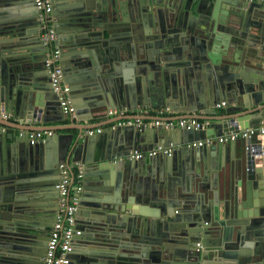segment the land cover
<instances>
[{
  "label": "water",
  "instance_id": "obj_1",
  "mask_svg": "<svg viewBox=\"0 0 264 264\" xmlns=\"http://www.w3.org/2000/svg\"><path fill=\"white\" fill-rule=\"evenodd\" d=\"M51 3L74 113L198 110L211 122L199 130L54 128L31 144L35 127L1 119L10 127L0 130V264H42L44 232L58 211V165L78 161L82 234L68 264H264V1ZM40 27L34 0H0V112L26 125L63 116ZM246 128L256 131L248 140L217 141ZM158 143L175 148L128 158Z\"/></svg>",
  "mask_w": 264,
  "mask_h": 264
},
{
  "label": "built area",
  "instance_id": "obj_2",
  "mask_svg": "<svg viewBox=\"0 0 264 264\" xmlns=\"http://www.w3.org/2000/svg\"><path fill=\"white\" fill-rule=\"evenodd\" d=\"M35 6L38 9V20L41 23L40 40L42 44L51 47L47 53V57L44 60V64L49 70V82L54 93L59 97V103L62 113L66 115H73L74 107L71 104V98L69 95V86L63 82V71L59 64V50L54 46L57 34L55 32L50 14L52 11L51 0H34ZM226 102L221 101L216 103L215 107L220 108L225 106ZM114 110H108V115L120 114L117 120L112 121L109 124L110 128H115L119 125L133 124L138 128L152 127V126H163L165 128H183L187 130H199L205 127V122L197 119L193 116H182L177 120H174L170 116H161L149 118L148 115L143 113L136 114H124V112ZM1 119H10V113L0 112ZM7 128L0 125V130H6ZM102 127H96L93 129L86 130V133L93 134L94 132L99 133ZM260 132L264 131L261 127ZM53 131L51 130H34L29 134V140L31 144H35L45 137H50ZM256 131L254 128H246L238 132L229 131L223 133L217 137V141L222 143H228L236 141L238 138L242 140H248L252 135H255ZM203 141H198L197 144L201 145ZM210 140L206 139V143ZM196 144V143H192ZM189 145V144H187ZM174 145L171 143L164 146L157 144L144 151H133L128 158L138 159L142 156H155L159 153L170 156ZM59 167V177L55 188L59 193L58 198V211L55 216V220L51 226L48 240L46 241V250L42 264H68L70 261V254L73 250L72 241L74 237L81 234L80 228L77 226L75 213L78 209L79 195L78 193L82 189L84 164L81 162H75L73 164L61 163ZM74 172L73 183L72 173ZM73 187V189L71 188ZM200 247V245H198Z\"/></svg>",
  "mask_w": 264,
  "mask_h": 264
},
{
  "label": "crops",
  "instance_id": "obj_3",
  "mask_svg": "<svg viewBox=\"0 0 264 264\" xmlns=\"http://www.w3.org/2000/svg\"><path fill=\"white\" fill-rule=\"evenodd\" d=\"M157 23L160 24V25H163L165 28H167L163 24V21H162V18L161 17L157 18ZM166 24H168V23H166ZM94 26L96 27V25H94ZM55 42H54V46H55ZM49 49H51V47H47V51L48 52H49ZM47 51H46V57H47V53H48ZM61 62L63 63V61L61 60L59 62V64ZM40 83H41V81H40ZM225 106H222L220 108H216L215 106L214 107L218 111L219 114H222L223 111H224ZM81 109H79L80 111L78 113H73V115H66L65 116L63 114V116H62V115L57 114V115H55V118H57V120L50 121V122H46V123L40 122V123H33L31 125H26L24 123V121L23 122H20L19 118L18 117H15L12 113H10V117L11 118L9 119V121H11L12 124H14V127H21V128L26 127L27 128L28 126H30V127H35L36 130H51V131H54L53 130L54 128H61L59 130V132L69 133L71 131H75L73 129V127H76V126H79V127L85 126V127H87V130L88 129H93V128H96V127H102V128L103 127H106V126L109 127V124L112 121L117 120V117L120 116V114H118V115H116V114L108 115V110H110V109L111 110L116 109L118 111H121V110H119L117 108H110V109L102 108L101 111H99L97 113H93L92 110L89 109V108H85L84 110H81ZM122 112H124V114L143 113V114L148 115V116L154 115L155 117L158 116V115H161V116H170L174 120H177L178 118H180L182 116H186V114H184L183 112H171L167 108H164V109H162V108H159V109H153V108H151V109H149L147 107H144L143 109L123 110ZM93 114H95L96 116H94ZM190 114H191V116L196 117L197 119L205 122V125H207V124H209L211 122L209 119H207L209 117V115L205 114L202 111L196 110V111H194L193 113H190ZM0 121H2L1 118H0ZM0 125H4L6 128L7 127H10V125H6V124H2V123H0ZM262 127H264V124H262ZM46 138H49V137H45V139ZM172 140H174V142H178L179 141V138L174 137ZM211 140H213V138L210 139V142L207 143V146L211 143ZM200 141H202V139ZM158 144H160V143H158ZM148 208L150 210L152 209L151 207H148ZM77 226L81 229L80 223H77ZM73 248H76V247H73Z\"/></svg>",
  "mask_w": 264,
  "mask_h": 264
},
{
  "label": "flooded vegetation",
  "instance_id": "obj_4",
  "mask_svg": "<svg viewBox=\"0 0 264 264\" xmlns=\"http://www.w3.org/2000/svg\"><path fill=\"white\" fill-rule=\"evenodd\" d=\"M40 29H41V27H40ZM40 33H41V32H40ZM50 229H51V228H50ZM50 229L44 232V236L49 235ZM80 230H81V234H82V229H80ZM81 234H80V235H81ZM198 245H200V247H201V243H200V242H197V243H196V248H197V249L200 248V247H198Z\"/></svg>",
  "mask_w": 264,
  "mask_h": 264
}]
</instances>
